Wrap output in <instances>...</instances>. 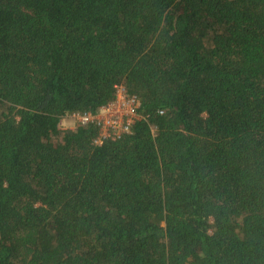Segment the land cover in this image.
Wrapping results in <instances>:
<instances>
[{"label":"trees","instance_id":"trees-1","mask_svg":"<svg viewBox=\"0 0 264 264\" xmlns=\"http://www.w3.org/2000/svg\"><path fill=\"white\" fill-rule=\"evenodd\" d=\"M0 264H264V0H0Z\"/></svg>","mask_w":264,"mask_h":264},{"label":"built area","instance_id":"built-area-1","mask_svg":"<svg viewBox=\"0 0 264 264\" xmlns=\"http://www.w3.org/2000/svg\"><path fill=\"white\" fill-rule=\"evenodd\" d=\"M139 107L140 102L135 95L129 94L123 85H116L113 99L97 112L73 113L66 119L73 120L74 127L94 124L98 131L95 143L100 145L106 140H115L129 133L132 125L142 119Z\"/></svg>","mask_w":264,"mask_h":264},{"label":"rangeland","instance_id":"rangeland-1","mask_svg":"<svg viewBox=\"0 0 264 264\" xmlns=\"http://www.w3.org/2000/svg\"><path fill=\"white\" fill-rule=\"evenodd\" d=\"M62 127L63 128H72L74 127V121L70 119H66L62 122Z\"/></svg>","mask_w":264,"mask_h":264}]
</instances>
